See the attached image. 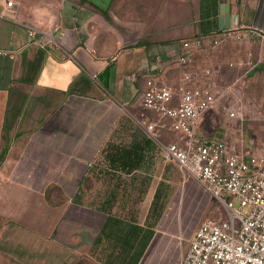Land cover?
Listing matches in <instances>:
<instances>
[{
  "label": "crops",
  "instance_id": "0c3cea01",
  "mask_svg": "<svg viewBox=\"0 0 264 264\" xmlns=\"http://www.w3.org/2000/svg\"><path fill=\"white\" fill-rule=\"evenodd\" d=\"M137 1L0 0V199L10 204L22 188V241L12 246L37 252L32 261L24 255V264H181L204 221L212 197L174 163L180 175L168 177L163 165L171 162L139 125L150 118L142 107L145 77L168 86L173 72L180 79L171 59L199 34L201 2L196 22L151 31L142 42ZM216 4L217 20L220 5H228L232 27L264 33V0ZM115 9L132 22L119 24ZM253 40L264 46L253 37L242 48ZM242 68H230L243 75L226 84L238 81L239 96L250 71ZM204 118L196 135L213 138L201 132ZM234 123L226 121L223 139L236 136L243 146L242 123ZM164 131L173 134L159 129L160 138Z\"/></svg>",
  "mask_w": 264,
  "mask_h": 264
},
{
  "label": "built area",
  "instance_id": "2783aa9c",
  "mask_svg": "<svg viewBox=\"0 0 264 264\" xmlns=\"http://www.w3.org/2000/svg\"><path fill=\"white\" fill-rule=\"evenodd\" d=\"M6 6L11 7L12 2L7 1ZM222 32L180 43L171 59L181 71L175 86L145 77L142 107L153 119H144L139 125L157 142L162 159L196 180L224 211V218L199 225L181 264H264V157L243 152L226 139L196 135L198 121L220 107L229 123L247 119L236 90L238 81L220 85L213 70L199 68L196 62L208 50L220 52L229 44L246 46L253 37L263 43L264 33L238 27ZM34 35L30 30L29 36ZM44 41L53 43L50 35ZM226 65L254 67L244 61ZM159 129L175 134L176 141L162 143Z\"/></svg>",
  "mask_w": 264,
  "mask_h": 264
},
{
  "label": "rangeland",
  "instance_id": "374dc122",
  "mask_svg": "<svg viewBox=\"0 0 264 264\" xmlns=\"http://www.w3.org/2000/svg\"><path fill=\"white\" fill-rule=\"evenodd\" d=\"M111 1L113 3H121V0ZM136 4L139 8V20L136 18L135 21L139 22L141 25L140 32L142 42L148 41L147 37L150 35L151 31L156 30L160 33L166 30L178 29L182 25L194 23L198 19V0H138ZM112 13H114L119 24H121L123 20H130L128 16L123 15L121 9H115ZM130 21L132 22V19ZM159 37L160 34L158 39ZM187 38L188 37H186V40ZM223 51L224 53L222 54ZM260 53L261 56L259 57ZM239 60L241 62H248L254 67L243 76L239 83L240 96H238V98L243 104L247 116V119L242 122L243 146L237 143L236 136H232L231 139L229 138V143L238 148L243 147L245 150L248 149L251 153H255V156L264 157V46H260L259 41L253 40L248 48L229 44L224 46L220 52L208 50L199 56L196 66L199 68H210L217 74L216 80L219 79L217 80L218 82L220 81L222 85H226L234 81L237 77H242L243 74L241 75V72H233L230 68H226V64L231 62L234 63ZM242 66L244 67L242 68L243 73L247 71L248 66ZM178 78V72H173L170 76L171 82L169 85L174 86ZM228 103L229 102L226 104ZM149 114L147 113V116L150 117L149 119H153V116ZM204 117H202L204 120L201 123V132L204 135H211L214 139H223L226 121L222 108L220 107L217 111L209 113ZM209 123L214 125L213 131L207 128ZM234 125H236V123L232 122L230 127ZM162 134L163 136H161V138L159 137V140L163 143L176 141L173 134H169L166 131L162 132ZM4 146L5 141L1 138L0 152ZM167 164L163 165V168L168 170V177L177 179L180 175L179 169L172 163ZM156 175L158 178H164L165 175L162 173V168L157 169ZM182 176H184V174ZM20 189L22 188H14V193L12 194L14 202L6 204L1 200L6 194V188L0 187V197H2L0 199V264H24L25 259H29L30 261L34 260V255L37 253L13 249L14 247L12 246V244L22 241V204L17 202L19 198L18 191H20ZM54 193V195L59 194L57 191ZM206 203L209 204L203 219L204 221L225 217L222 207L216 200L207 196ZM24 255H26L25 259H23Z\"/></svg>",
  "mask_w": 264,
  "mask_h": 264
},
{
  "label": "trees",
  "instance_id": "16d2710c",
  "mask_svg": "<svg viewBox=\"0 0 264 264\" xmlns=\"http://www.w3.org/2000/svg\"><path fill=\"white\" fill-rule=\"evenodd\" d=\"M200 2V20H202V24L199 25V34L191 39L207 38L222 34L223 32L220 31L218 27L216 0H200ZM197 59H199V56ZM5 154L6 150L3 148L0 152V164L3 161ZM119 159L121 160V155L119 156ZM105 160L112 163L113 156H105ZM53 190L54 188H49L47 194L50 195Z\"/></svg>",
  "mask_w": 264,
  "mask_h": 264
},
{
  "label": "water",
  "instance_id": "95a60500",
  "mask_svg": "<svg viewBox=\"0 0 264 264\" xmlns=\"http://www.w3.org/2000/svg\"><path fill=\"white\" fill-rule=\"evenodd\" d=\"M219 14L218 27L220 31L228 30L236 25V16L230 15L228 5H220Z\"/></svg>",
  "mask_w": 264,
  "mask_h": 264
}]
</instances>
